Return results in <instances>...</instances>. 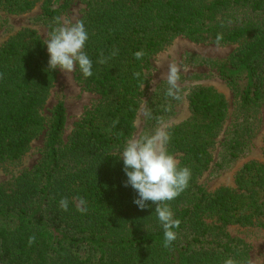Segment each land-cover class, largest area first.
I'll return each mask as SVG.
<instances>
[{
    "label": "trees",
    "instance_id": "trees-1",
    "mask_svg": "<svg viewBox=\"0 0 264 264\" xmlns=\"http://www.w3.org/2000/svg\"><path fill=\"white\" fill-rule=\"evenodd\" d=\"M75 0H0L10 13L41 5L37 17L54 28L55 17ZM81 18L89 34L84 51L91 77L77 68V80L99 95L63 138L64 100L48 107L59 69L49 70V53L37 30L26 27L0 47V166H15L44 135L41 159L12 181L0 183V264H223L250 261L251 246L227 227L264 228V162L249 160L234 185L208 191L200 182L210 169H229L246 152L264 103V0H83ZM236 49L223 60H206L237 92L239 112L223 132L230 105L212 86L188 95L191 115L168 126V150L191 169L188 188L167 202L178 238L163 246L155 204L140 210L137 192L118 153L137 129L152 59L178 37ZM114 49L118 54L111 56ZM145 55L137 60L136 51ZM101 53L107 62L97 61ZM139 72V78L134 73ZM161 90L148 124L171 120L179 102ZM171 104V110H166ZM159 118V121L158 119ZM118 124L113 127V121ZM218 151V152H217ZM67 197L69 209L60 208ZM77 197L88 211H77ZM35 234L36 242L28 245Z\"/></svg>",
    "mask_w": 264,
    "mask_h": 264
},
{
    "label": "rangeland",
    "instance_id": "rangeland-1",
    "mask_svg": "<svg viewBox=\"0 0 264 264\" xmlns=\"http://www.w3.org/2000/svg\"><path fill=\"white\" fill-rule=\"evenodd\" d=\"M86 5L83 0H75L72 8L61 19H69L73 22L81 19L85 12ZM41 14V5H37L33 10L23 13H10L0 7V47L15 32L20 29L31 27L45 39L47 32L51 31L48 24L38 20ZM235 44H225L216 47L211 42H197L187 37H178L164 50L152 59V69L150 70V82L145 90L142 101H147V107H154L158 100V93L167 90V73L170 63H177L181 66L180 86L182 100L179 102V109L173 118L163 122L167 126L180 123L188 119L191 110L188 105V95L196 87L212 86L225 95L230 105V112L225 123L224 131H227L237 118L239 112V97L237 92L218 74L217 70L206 63V60L226 59L237 47ZM99 95L82 86L77 80V71L74 73H64L59 69L58 80L52 90L48 107H53L59 100H64L67 109V122L64 129L63 138L66 141L70 136L75 124L98 100ZM151 109V108H150ZM149 119H145L139 111L137 119V129L134 135L151 133L158 126L148 124ZM257 129L251 139V143L246 152L229 169L217 171L210 169L200 177V182L208 191H213L220 186L234 185L236 172L249 160H259L264 162V103L259 110L257 119ZM44 135L40 136L33 145L29 153L15 166H0V183L12 181L24 170L32 168L42 157ZM218 152V151H217ZM227 230L235 237L243 239L251 246L252 264H264V228L230 225Z\"/></svg>",
    "mask_w": 264,
    "mask_h": 264
},
{
    "label": "clouds",
    "instance_id": "clouds-1",
    "mask_svg": "<svg viewBox=\"0 0 264 264\" xmlns=\"http://www.w3.org/2000/svg\"><path fill=\"white\" fill-rule=\"evenodd\" d=\"M55 27L47 32L44 44L49 53V70L60 69L64 73H74L77 68L83 77L88 78L93 75L92 60L84 51L89 34L85 28L84 21L77 19L75 22L69 19L54 18ZM223 40V34L218 33L215 40V46L220 47ZM118 54V49H114L111 56ZM143 50L136 51L134 56L137 60L144 57ZM101 53V58L97 61L100 64L107 62ZM181 66L175 62L170 63L167 73V90L165 96L174 100H182L180 73ZM134 77L139 78L140 73L135 72ZM166 110H171V104L167 105ZM141 113L145 119H153L152 110L147 107V101L141 105ZM159 121V118H157ZM118 124L113 121V127ZM172 134L169 128L162 121L151 133H143L131 136L125 143L123 150L118 156L123 161L124 173L127 180L124 186H131L138 194V198L133 203L140 210L149 207L148 202L155 204V213L163 228V246L170 247L178 238L176 229L179 228L181 221L174 217V213L167 203L176 199L184 192L191 179V169L180 167L178 159L169 152L168 144ZM76 209L81 214H85L87 201L77 197ZM69 200L67 197L61 198L59 206L62 210L68 211ZM36 242L35 234L28 237V245ZM223 264H252L251 261L241 262L232 257L223 261Z\"/></svg>",
    "mask_w": 264,
    "mask_h": 264
}]
</instances>
